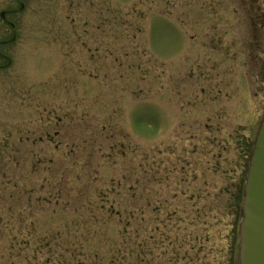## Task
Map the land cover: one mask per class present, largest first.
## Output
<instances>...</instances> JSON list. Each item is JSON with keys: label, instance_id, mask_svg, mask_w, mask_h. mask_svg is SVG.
<instances>
[{"label": "rangeland", "instance_id": "obj_1", "mask_svg": "<svg viewBox=\"0 0 264 264\" xmlns=\"http://www.w3.org/2000/svg\"><path fill=\"white\" fill-rule=\"evenodd\" d=\"M251 7L0 0V264H235Z\"/></svg>", "mask_w": 264, "mask_h": 264}, {"label": "water", "instance_id": "obj_2", "mask_svg": "<svg viewBox=\"0 0 264 264\" xmlns=\"http://www.w3.org/2000/svg\"><path fill=\"white\" fill-rule=\"evenodd\" d=\"M238 243L237 264H264V113L247 164Z\"/></svg>", "mask_w": 264, "mask_h": 264}, {"label": "trees", "instance_id": "obj_3", "mask_svg": "<svg viewBox=\"0 0 264 264\" xmlns=\"http://www.w3.org/2000/svg\"><path fill=\"white\" fill-rule=\"evenodd\" d=\"M253 15H251V18L252 20H256L257 22H253V24H264L263 20H264V13L262 11V8H255V12L253 10ZM256 16V17H255ZM250 146L251 144H249L248 148H247V155H248V152H249V149H250ZM244 174V172H243ZM242 186H243V183L240 184L239 186V190H238V195L236 196V198L234 199L233 203L231 202V207L234 208V211H235V216L236 218H238L239 216V209H240V201H241V194H242ZM237 223H238V219H237ZM234 232V231H233ZM235 234V233H234ZM233 234V243L236 241L237 239V233H236V236H234Z\"/></svg>", "mask_w": 264, "mask_h": 264}, {"label": "flooded vegetation", "instance_id": "obj_4", "mask_svg": "<svg viewBox=\"0 0 264 264\" xmlns=\"http://www.w3.org/2000/svg\"><path fill=\"white\" fill-rule=\"evenodd\" d=\"M245 3H247V2H250V4L253 6V7H251V8H260V5H259V3L258 2H260L259 0H243ZM255 3H257V5L255 4ZM22 5V4H21ZM23 6V5H22ZM22 8V7H21ZM3 43V42H2Z\"/></svg>", "mask_w": 264, "mask_h": 264}]
</instances>
